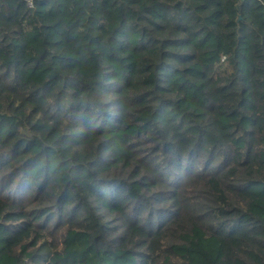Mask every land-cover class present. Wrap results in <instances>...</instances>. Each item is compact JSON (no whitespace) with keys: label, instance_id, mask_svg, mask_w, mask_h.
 I'll list each match as a JSON object with an SVG mask.
<instances>
[{"label":"trees","instance_id":"obj_1","mask_svg":"<svg viewBox=\"0 0 264 264\" xmlns=\"http://www.w3.org/2000/svg\"><path fill=\"white\" fill-rule=\"evenodd\" d=\"M0 264H264V0H0Z\"/></svg>","mask_w":264,"mask_h":264}]
</instances>
